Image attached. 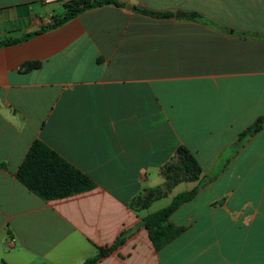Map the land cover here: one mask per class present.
Wrapping results in <instances>:
<instances>
[{
    "label": "crops",
    "instance_id": "crops-1",
    "mask_svg": "<svg viewBox=\"0 0 264 264\" xmlns=\"http://www.w3.org/2000/svg\"><path fill=\"white\" fill-rule=\"evenodd\" d=\"M68 1L0 0V39L32 34L0 45V264L100 247L96 264H264V124L242 136L264 117V0H119L41 30ZM36 139L94 187L46 200L23 185ZM182 147L200 172L172 181ZM194 188L157 249L143 218Z\"/></svg>",
    "mask_w": 264,
    "mask_h": 264
},
{
    "label": "trees",
    "instance_id": "trees-1",
    "mask_svg": "<svg viewBox=\"0 0 264 264\" xmlns=\"http://www.w3.org/2000/svg\"><path fill=\"white\" fill-rule=\"evenodd\" d=\"M111 3L121 6L124 5L119 0H70L65 3L66 12L64 15L54 17L53 21L42 26L41 30L54 28L85 10ZM139 10L156 17H169L173 14L172 12H157L145 8ZM188 17L205 23H211L210 19L195 12L188 13ZM31 35L27 34L22 38H3L0 39V45L16 43ZM30 65L37 67L38 63L34 62ZM263 124L264 117H260L242 136L253 135L262 128ZM180 152L182 153L181 165H172V167L170 166L168 168L171 171L170 178L179 180L181 173H184L185 176L191 173L198 174L200 170L194 157L184 147L180 148ZM0 166H4V164L0 163ZM16 176L23 185L46 200L74 195L89 190L95 185L94 181L88 175L68 162L56 150L40 139L34 140L30 146V149L17 170ZM161 193V189L151 191L144 198H140L139 202L142 206H147L155 195ZM196 193L197 188L180 192L167 206L151 212L143 218L149 236L157 249L169 243L183 232V227L174 225L169 219L180 205L191 200ZM122 239L123 237H120L116 244L120 243ZM106 253L107 249L100 247L98 248L96 256L88 258L83 264H96L98 259Z\"/></svg>",
    "mask_w": 264,
    "mask_h": 264
},
{
    "label": "rangeland",
    "instance_id": "rangeland-1",
    "mask_svg": "<svg viewBox=\"0 0 264 264\" xmlns=\"http://www.w3.org/2000/svg\"><path fill=\"white\" fill-rule=\"evenodd\" d=\"M173 172H174V171H173ZM173 180H176V179H175V178H172V181H173ZM184 187H185V185H184L183 187H181V189H183ZM168 201H169V199H168V200H167V199H163V200L161 201V203H157L156 205H160V204H162V203H164V202L167 203ZM169 202H170V201H169ZM169 202H168V203H169Z\"/></svg>",
    "mask_w": 264,
    "mask_h": 264
},
{
    "label": "built area",
    "instance_id": "built-area-1",
    "mask_svg": "<svg viewBox=\"0 0 264 264\" xmlns=\"http://www.w3.org/2000/svg\"><path fill=\"white\" fill-rule=\"evenodd\" d=\"M43 1L46 2V3H49V2L56 1V0H43Z\"/></svg>",
    "mask_w": 264,
    "mask_h": 264
},
{
    "label": "water",
    "instance_id": "water-1",
    "mask_svg": "<svg viewBox=\"0 0 264 264\" xmlns=\"http://www.w3.org/2000/svg\"><path fill=\"white\" fill-rule=\"evenodd\" d=\"M128 7H129V5H128Z\"/></svg>",
    "mask_w": 264,
    "mask_h": 264
}]
</instances>
